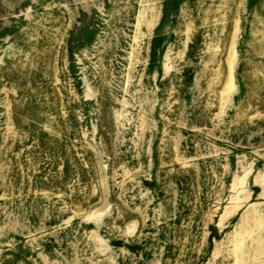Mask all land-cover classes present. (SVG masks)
<instances>
[{"label": "rangeland", "instance_id": "obj_1", "mask_svg": "<svg viewBox=\"0 0 264 264\" xmlns=\"http://www.w3.org/2000/svg\"><path fill=\"white\" fill-rule=\"evenodd\" d=\"M0 264H264V0H0Z\"/></svg>", "mask_w": 264, "mask_h": 264}]
</instances>
